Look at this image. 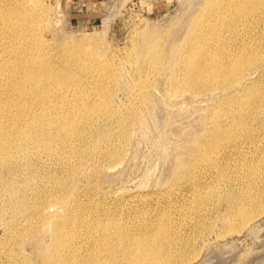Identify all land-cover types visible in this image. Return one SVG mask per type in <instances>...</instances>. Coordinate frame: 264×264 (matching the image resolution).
I'll list each match as a JSON object with an SVG mask.
<instances>
[{
  "label": "bare ground",
  "instance_id": "bare-ground-1",
  "mask_svg": "<svg viewBox=\"0 0 264 264\" xmlns=\"http://www.w3.org/2000/svg\"><path fill=\"white\" fill-rule=\"evenodd\" d=\"M47 12L44 0H0V172L41 150L64 152L66 161L78 158L72 174L83 172L88 150V159L99 164L97 149L84 143L92 139L85 135L91 125L104 117L103 99L85 104L67 83L75 76L59 72L76 59L46 43ZM189 15L170 46L172 74L180 82H210L195 92L225 91L212 115L227 141L218 142L210 131L176 158L175 185L154 197L134 195V204L119 200L113 215L40 207L38 219L28 222L30 235L48 230L37 251L40 264H187L194 256L186 251L198 238L216 226L217 236L237 231L264 211V0H200ZM231 33L236 36L229 40ZM147 62L160 68L161 51ZM106 64L93 61L96 68ZM64 109L62 120L48 119ZM114 153L104 148L102 157L111 160Z\"/></svg>",
  "mask_w": 264,
  "mask_h": 264
},
{
  "label": "rangeland",
  "instance_id": "rangeland-1",
  "mask_svg": "<svg viewBox=\"0 0 264 264\" xmlns=\"http://www.w3.org/2000/svg\"><path fill=\"white\" fill-rule=\"evenodd\" d=\"M96 1L81 6V0H44L48 8L44 39L51 49L65 48L76 59L59 72L75 76L67 83L77 97L87 105L103 99L100 115L104 117L86 133L82 128L83 134L92 135L84 146L97 149L94 157L99 164L88 159L93 149L88 150L83 172L72 174L78 158L70 155L66 161L64 152L51 155L41 150L28 160L19 157L14 169L0 172V264H40L37 251L45 246L48 230L30 235L28 227L30 220L38 219L40 207L51 204V208L60 206V213L69 208L70 213L113 215L119 200L134 204V195L154 197L175 185L176 158L210 131L218 133V142L227 141V131L217 130L212 115L225 91L195 92L210 82H180L178 73L172 74L176 68L171 43L200 0ZM235 36L231 33L228 38ZM157 50L164 59L160 68L147 62ZM97 58L107 64L97 69L93 66ZM65 104L74 106L75 101ZM65 111L52 112L48 119L57 123ZM104 148L114 151L115 157L104 159ZM216 227L187 249L186 256H194L187 264H264V211L237 231L217 236Z\"/></svg>",
  "mask_w": 264,
  "mask_h": 264
},
{
  "label": "built area",
  "instance_id": "built-area-1",
  "mask_svg": "<svg viewBox=\"0 0 264 264\" xmlns=\"http://www.w3.org/2000/svg\"><path fill=\"white\" fill-rule=\"evenodd\" d=\"M82 2H81V6H84V5H86L87 4V2H88V0H81ZM75 1H72V3H74ZM77 2V1H76ZM80 10H81V8H80Z\"/></svg>",
  "mask_w": 264,
  "mask_h": 264
},
{
  "label": "crops",
  "instance_id": "crops-1",
  "mask_svg": "<svg viewBox=\"0 0 264 264\" xmlns=\"http://www.w3.org/2000/svg\"><path fill=\"white\" fill-rule=\"evenodd\" d=\"M90 1V3L89 4H91L92 6L94 5V4H96L98 1H96V0H88V2Z\"/></svg>",
  "mask_w": 264,
  "mask_h": 264
}]
</instances>
